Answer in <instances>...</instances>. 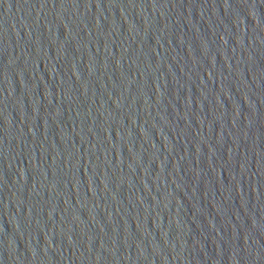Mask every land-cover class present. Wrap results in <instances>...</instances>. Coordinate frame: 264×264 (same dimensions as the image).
Here are the masks:
<instances>
[{"label":"water","instance_id":"1","mask_svg":"<svg viewBox=\"0 0 264 264\" xmlns=\"http://www.w3.org/2000/svg\"><path fill=\"white\" fill-rule=\"evenodd\" d=\"M0 264H264V0H0Z\"/></svg>","mask_w":264,"mask_h":264}]
</instances>
